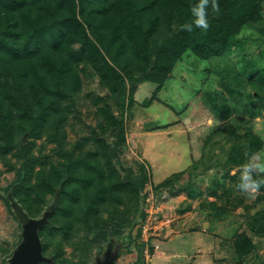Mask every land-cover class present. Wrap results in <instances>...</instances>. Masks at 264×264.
<instances>
[{"label":"trees","instance_id":"trees-1","mask_svg":"<svg viewBox=\"0 0 264 264\" xmlns=\"http://www.w3.org/2000/svg\"><path fill=\"white\" fill-rule=\"evenodd\" d=\"M196 2L0 0V158H5L9 170H17L5 190L12 187L20 206L33 217L47 207V221L38 229L45 260L38 264H88L89 242H100L108 232L136 243L133 233L142 234L146 199L175 189L172 182L185 174V170L173 172L146 189L149 175L144 166L136 177L132 169L122 176L108 153L112 145L119 161L118 153L126 147L124 115L144 81L156 85L152 98L156 97L176 63L191 54L210 61L223 85L242 93L237 88L242 74L229 55L234 50L240 53L250 36L264 41V0H218L221 11L212 15L209 10L207 32L181 31V25L191 22L190 6ZM90 66L120 114H114L109 102L99 107L97 113L104 120L100 133L113 130L114 138L96 135L95 149L75 154L67 148L69 115L63 101L82 89L83 70ZM251 85L264 105V66L252 76ZM242 136L245 144L229 149L225 166L245 163V151L264 152L262 136L250 129ZM47 142L54 143L56 159L44 152ZM177 188L188 189L184 184ZM242 200L237 196L236 201ZM256 201H264V186ZM245 223L247 229L237 231L232 240L241 259L256 248L250 231L264 236V207ZM60 231L63 236L58 237ZM66 239L80 252L78 259L65 255Z\"/></svg>","mask_w":264,"mask_h":264},{"label":"rangeland","instance_id":"rangeland-1","mask_svg":"<svg viewBox=\"0 0 264 264\" xmlns=\"http://www.w3.org/2000/svg\"><path fill=\"white\" fill-rule=\"evenodd\" d=\"M255 37L247 38L240 53L234 50L229 55L242 74L243 82L237 87L242 93L225 87L210 61L191 54L176 63L156 97L152 98L156 85L151 81H144L135 91L124 115L126 147L118 153V162L112 145L108 148L118 172L124 176L132 169L136 177L144 166L149 175L146 189L173 172L185 170V174L172 182L175 189L166 188L161 197L152 193L146 199L142 234L133 233L136 243L108 232L100 242H89L88 264H264V236L250 231L256 248L242 259L232 245L235 233L247 229L246 218L263 208L264 201L249 199L237 189L241 165L223 164L232 146L245 144L242 134L248 129L264 139V105L251 85L252 76L264 66V41ZM82 76V89L63 101L69 115L67 148L75 154L95 149L96 135L114 138L113 130L100 133L104 120L97 113L99 107L109 102L114 114H120L99 73L90 66ZM43 140L39 138L37 146ZM53 145L47 142L44 152L56 159L59 155ZM4 162L0 158V264H12L25 238V224L31 218L47 217V207L33 217L20 206L12 187L5 190L17 170H9ZM179 184L188 189L177 188ZM237 196L243 200L236 201ZM57 236H63L62 231ZM68 240L65 255L78 259L80 252Z\"/></svg>","mask_w":264,"mask_h":264},{"label":"clouds","instance_id":"clouds-1","mask_svg":"<svg viewBox=\"0 0 264 264\" xmlns=\"http://www.w3.org/2000/svg\"><path fill=\"white\" fill-rule=\"evenodd\" d=\"M209 10L212 15H218L221 11L218 0H198L190 6L191 22H185L180 30L191 33L194 28L207 32L211 25L209 22ZM247 160L239 167V183L237 189L249 199H255L259 194L264 179H257L254 174L264 175V152L244 153Z\"/></svg>","mask_w":264,"mask_h":264},{"label":"water","instance_id":"water-1","mask_svg":"<svg viewBox=\"0 0 264 264\" xmlns=\"http://www.w3.org/2000/svg\"><path fill=\"white\" fill-rule=\"evenodd\" d=\"M44 218H31L24 227V241L15 252L12 264H38L45 260L38 229L46 223Z\"/></svg>","mask_w":264,"mask_h":264}]
</instances>
